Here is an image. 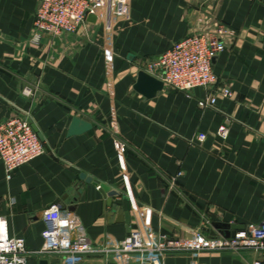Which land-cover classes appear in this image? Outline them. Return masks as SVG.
Wrapping results in <instances>:
<instances>
[{"label":"crops","instance_id":"obj_1","mask_svg":"<svg viewBox=\"0 0 264 264\" xmlns=\"http://www.w3.org/2000/svg\"><path fill=\"white\" fill-rule=\"evenodd\" d=\"M39 2L0 0V123L28 119L46 151L9 181L0 162V217L10 237L38 252L41 213L53 204L68 208L91 240L107 242L125 239L145 219L168 238L197 228L224 237L233 225L264 224V0H131L125 20L104 7L81 35H44L34 44ZM196 16L234 33L213 60L217 87L232 97L205 108L212 88H164L153 99L135 92L138 72L195 32ZM74 118L92 129L68 137ZM223 124L224 141L216 136ZM82 174L118 192L110 207ZM42 259L60 264L34 255L28 264ZM255 260L251 253L168 254L160 264ZM82 264L106 261L91 255Z\"/></svg>","mask_w":264,"mask_h":264},{"label":"built area","instance_id":"obj_2","mask_svg":"<svg viewBox=\"0 0 264 264\" xmlns=\"http://www.w3.org/2000/svg\"><path fill=\"white\" fill-rule=\"evenodd\" d=\"M130 1L40 0L33 22L32 43L38 44L44 35L54 38L64 34L79 36L88 24L87 16L93 15L97 20L104 7L106 13L116 20H125ZM196 19L198 29L175 43L167 52L150 60L146 72L161 81L165 89L177 92L189 93L196 88H212L202 103L203 107L211 108L218 98L232 97L228 88L217 87L213 60L226 50L234 33L207 17L196 16ZM111 66L109 57L108 71ZM23 93L29 95L31 92L24 90ZM228 133L227 124H223L216 136L224 141ZM197 140L203 143L206 136L199 135ZM45 152L43 143L28 119L13 117L0 123V162L6 180H11L16 170ZM41 215L45 224L43 246L35 253L26 250L22 239L8 235L6 221L0 217V264H28L33 255L40 258L58 257L60 264H82L91 255L103 256L106 264H160L168 254H189L196 259L209 253H251L258 257L252 264H261V260H264V224L237 232L233 238H207L201 228L193 230L188 238H168L155 232L148 219H145L125 239L107 242L91 240L77 218L68 208L59 204L51 205Z\"/></svg>","mask_w":264,"mask_h":264},{"label":"water","instance_id":"obj_3","mask_svg":"<svg viewBox=\"0 0 264 264\" xmlns=\"http://www.w3.org/2000/svg\"><path fill=\"white\" fill-rule=\"evenodd\" d=\"M88 23H95L96 17L93 15H88L86 18ZM134 91L143 96L146 99H153L156 95L163 91L164 86L161 81L149 75L146 72V67L138 72L136 84L134 85ZM92 129V126L79 118H74L72 120L71 126L68 130V137L82 135L89 132ZM33 130L37 133L40 141H42L41 136L38 134L36 128L33 127ZM80 179L83 180L86 184H91L99 189L100 193L103 195L106 200V206H111V199L118 197V192L111 190L110 187L105 184L93 181L91 178L86 177L85 175H80ZM70 211V210H69ZM124 222L126 224L130 223V213L126 212L124 214ZM244 231V226L233 225L230 227V232H225L224 238L234 237L237 232ZM39 264H48V261L45 259L40 260Z\"/></svg>","mask_w":264,"mask_h":264}]
</instances>
